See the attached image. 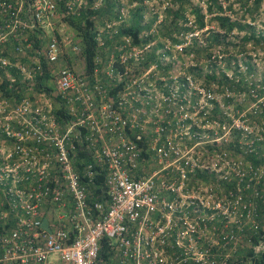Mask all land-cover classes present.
Instances as JSON below:
<instances>
[{"label":"built area","instance_id":"built-area-1","mask_svg":"<svg viewBox=\"0 0 264 264\" xmlns=\"http://www.w3.org/2000/svg\"><path fill=\"white\" fill-rule=\"evenodd\" d=\"M57 16L52 0H0V45L17 42L1 45L0 69L47 87L0 100V264H228L240 210L255 209L240 190L264 169L227 146L250 154L264 142L248 117L264 97L240 93L220 106L226 119L210 121L220 98L190 75L207 63L183 56L185 42L109 47L98 36L89 67L73 34L54 29Z\"/></svg>","mask_w":264,"mask_h":264},{"label":"trees","instance_id":"trees-1","mask_svg":"<svg viewBox=\"0 0 264 264\" xmlns=\"http://www.w3.org/2000/svg\"><path fill=\"white\" fill-rule=\"evenodd\" d=\"M55 4L57 17L54 22V29L59 35L73 34L72 42H77L81 48V56L91 64L99 52L98 36L104 40V45L114 47L121 45V38L129 39L131 45H145L151 40L157 39L154 50L163 46L164 40H169L171 44L184 43L183 37L194 33L196 30H202L209 23L214 24L213 28H207L203 34L205 35L201 42L197 41V37L190 36L191 39L182 49L183 56H191V59L197 62L206 58L208 60L207 70L201 75V66L189 67V70H196L195 75L202 79V85L208 91L213 92L220 99H212V109L207 115L210 121H223L226 119L221 105L227 106L237 101L235 96L245 93V99H254L251 93L257 98L264 97V76L262 80H256L254 74L255 65L248 59L239 61L233 57V50L239 47V52H246L248 44L254 47L264 48V31L257 30L256 26L251 23L242 22L226 13V10H232V4L226 7L223 2L229 0H199L205 3V13L202 7L195 3L194 0H160V4L164 3V17L158 20V13L155 12L149 19L145 18L148 11L147 0H82L81 5L77 6L72 0H52ZM32 3L33 0H30ZM124 2V3H123ZM136 3L137 5H135ZM264 0H241L244 11L252 15L259 12ZM72 6V7H71ZM73 8V9H71ZM129 9L128 13L124 9ZM125 13L118 27V32L111 36L108 31L114 28L113 22L118 21L121 13ZM187 13L193 15L194 21L190 24ZM253 18V17H252ZM108 24H111L108 26ZM155 24V26H154ZM189 24V25H188ZM152 33L150 32L153 29ZM100 28L103 31L99 33ZM237 32L235 35L234 32ZM240 32H244L240 35ZM148 33L147 35H145ZM237 36L238 42L234 43L233 36ZM146 37V38H143ZM148 37V38H147ZM163 39V41H161ZM17 44L10 39L1 45L8 48ZM0 45V50L3 48ZM115 47V49H116ZM1 54L4 55V52ZM151 58V59H150ZM15 59H13L14 61ZM154 52L150 55L147 62L153 61ZM22 59V63H24ZM245 66H244V65ZM240 65L246 67L245 71L240 70ZM119 67V66H118ZM8 73L14 78L10 81L4 70L0 69V100L5 99L11 105L21 101L23 96L32 91L38 92L45 87L41 77H36V82L31 85L29 81L23 78L22 73L16 66H8ZM203 76V77H202ZM122 84L113 87L112 94L122 89ZM264 104V101H263ZM260 103L257 109L248 112L249 122L251 124H259L264 126V105ZM236 108H242V104H237ZM60 113V111H59ZM229 122V121H227ZM5 132L0 130V140L6 139ZM140 142L139 138H135ZM256 152L244 154L243 149L239 145L229 143L228 148L236 151L248 161L253 169L262 167L264 169V142L255 141ZM100 179H98L99 181ZM97 183V179L95 181ZM244 183H242V186ZM226 188L233 185L228 183ZM253 188L258 189L259 195L254 196ZM241 204L248 205L252 202L255 206L254 212L247 217V209L241 208V239L235 247L234 255L228 259V264H264V250H256V246L264 239V172L258 182L250 188L241 189ZM95 199H101L100 195H96ZM255 223V224H253ZM256 225V227L254 226ZM101 253L107 255V245L102 243Z\"/></svg>","mask_w":264,"mask_h":264},{"label":"rangeland","instance_id":"rangeland-1","mask_svg":"<svg viewBox=\"0 0 264 264\" xmlns=\"http://www.w3.org/2000/svg\"><path fill=\"white\" fill-rule=\"evenodd\" d=\"M125 2V0H123ZM196 1L195 3L199 4L202 7L203 12L205 13V3H203L202 1L199 0H194ZM123 2V3H124ZM146 3L148 4V11L145 13V18L149 19L155 12L158 13V20L156 21V23H158L162 17H164V8L165 5L164 3L160 4V0H147ZM224 5L227 7L229 3H231L232 6V10H226V13L229 14L231 17L235 18V19H239L241 20L243 23H251L253 25L256 26L257 30H263L264 31V3H262L259 12L254 13L253 15L251 13H247L244 11V7L241 4V0H229L226 2H223ZM135 5H137L136 3H134ZM125 12L128 13L129 9H124ZM188 18L190 19V24L194 21V17L193 15L187 13ZM253 17V18H252ZM189 25V24H188ZM155 26V24H154ZM214 24L209 23L208 25H206L205 28H203L202 30H196L194 33V36L197 37V41L201 42L202 40H204V34L203 32L207 29V28H213ZM235 35L237 32H234ZM244 32H240V35H242ZM233 36L232 37V41L234 43L238 42V37L237 36ZM191 37L190 35H186L185 37H183V40L186 44L189 43ZM246 52H239V47H235V49L232 51L233 52V57L235 59H238L239 61H241V59L246 60L248 59L247 57H245V55L250 57V60L252 63H254L255 65V69L254 71H249V73L251 72V74H254V78L256 80H262L263 76H264V48H259V47H254L251 44H248L246 46ZM191 59V56H190ZM205 61L207 64L209 63L208 60H206V58H202L199 60V62H203ZM190 62L193 64H195L197 61L191 59ZM244 65V64H243ZM201 75L202 73L205 74L207 70L206 66H203V63H201ZM245 66V65H244ZM243 66V68H244ZM204 68V69H203ZM242 68V69H243ZM193 72V73H191ZM196 70L194 71H190V75L194 76L196 79L200 77L195 75ZM203 77V76H202Z\"/></svg>","mask_w":264,"mask_h":264}]
</instances>
